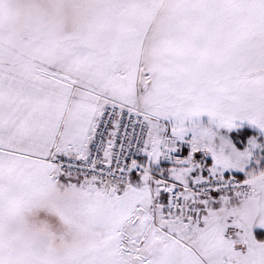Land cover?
<instances>
[{
	"label": "snow or ice",
	"instance_id": "1",
	"mask_svg": "<svg viewBox=\"0 0 264 264\" xmlns=\"http://www.w3.org/2000/svg\"><path fill=\"white\" fill-rule=\"evenodd\" d=\"M0 264H264V0H0Z\"/></svg>",
	"mask_w": 264,
	"mask_h": 264
}]
</instances>
